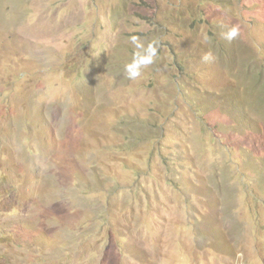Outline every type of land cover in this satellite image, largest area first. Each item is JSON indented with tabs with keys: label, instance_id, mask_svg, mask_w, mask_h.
I'll return each instance as SVG.
<instances>
[{
	"label": "rangeland",
	"instance_id": "rangeland-1",
	"mask_svg": "<svg viewBox=\"0 0 264 264\" xmlns=\"http://www.w3.org/2000/svg\"><path fill=\"white\" fill-rule=\"evenodd\" d=\"M0 264H264V0H0Z\"/></svg>",
	"mask_w": 264,
	"mask_h": 264
},
{
	"label": "clouds",
	"instance_id": "clouds-1",
	"mask_svg": "<svg viewBox=\"0 0 264 264\" xmlns=\"http://www.w3.org/2000/svg\"><path fill=\"white\" fill-rule=\"evenodd\" d=\"M239 32V26L234 25L223 33V38L228 41H232L239 36ZM130 41L135 46L137 51L133 53L131 61L125 64V72L127 73L129 79L135 80L141 76L142 68L151 65L154 62V59L158 55L159 42L153 40L145 46L140 42V38L136 35L131 36ZM116 49L118 51L117 47ZM214 59L215 57L211 52L205 53L202 57V61L205 63L212 62ZM44 71L52 73L51 68H46Z\"/></svg>",
	"mask_w": 264,
	"mask_h": 264
},
{
	"label": "trees",
	"instance_id": "trees-1",
	"mask_svg": "<svg viewBox=\"0 0 264 264\" xmlns=\"http://www.w3.org/2000/svg\"><path fill=\"white\" fill-rule=\"evenodd\" d=\"M135 51H131V58L133 57V53H134ZM123 59H125L123 56H121ZM151 65H153V63L151 64Z\"/></svg>",
	"mask_w": 264,
	"mask_h": 264
}]
</instances>
